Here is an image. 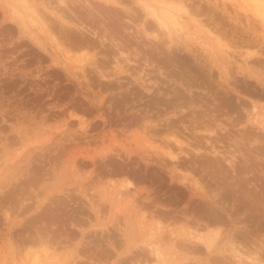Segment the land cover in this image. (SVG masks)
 I'll use <instances>...</instances> for the list:
<instances>
[{
  "label": "rangeland",
  "instance_id": "obj_1",
  "mask_svg": "<svg viewBox=\"0 0 264 264\" xmlns=\"http://www.w3.org/2000/svg\"><path fill=\"white\" fill-rule=\"evenodd\" d=\"M28 1L0 0V264H239L233 241L261 246L245 219L264 207L223 197L264 180V0H144L170 14L149 37L139 0H66L63 18ZM102 23L142 51L172 39L162 72L115 70Z\"/></svg>",
  "mask_w": 264,
  "mask_h": 264
},
{
  "label": "bare ground",
  "instance_id": "obj_2",
  "mask_svg": "<svg viewBox=\"0 0 264 264\" xmlns=\"http://www.w3.org/2000/svg\"><path fill=\"white\" fill-rule=\"evenodd\" d=\"M22 1H24V6H25V8L27 7V9H28V7L31 9V11L33 10L34 11V8L31 6V1L29 2L28 0H21V2ZM48 1V0H47ZM54 1V0H53ZM72 1V0H71ZM74 1V0H73ZM101 1V0H100ZM105 2H107V3H111V4H118V0H104ZM123 1V0H122ZM139 1H141V2H143L142 4H141V8H142V10H143V15L145 16V18H148V19H151L152 21H153V24H151V23H149V24H146V21H144L145 22V24L143 25V23H142V25L141 26H139L138 25V27L140 28V32L141 33H143V35H144V37H149V33L148 32H146V27L148 28V27H150V28H152L151 26L152 25H154V27H153V29L154 30H157V33L161 30V28L162 29H165V30H167L168 31V29H169V26H170V24H169V26H168V24H167V21H166V17L167 18H169L168 17V11H166V9H164V10H161V11H158V10H155V8H153L152 6H150L149 4H147L144 0H139ZM43 2V1H42ZM55 2L56 3H58V5H56L55 6V9H57V11L55 10L54 12H53V15H55V16H57L58 18H63V13H65V12H67L66 10H68L69 9V6H68V1H66V0H55ZM75 2V1H74ZM162 2V1H161ZM160 2V3H161ZM44 3V2H43ZM98 3V2H97ZM101 3V2H100ZM130 3V2H129ZM157 4L159 3V2H156ZM163 4H165L164 2H162ZM171 3V2H170ZM11 4V3H10ZM93 4V3H92ZM99 4V3H98ZM101 4H103V3H101ZM163 4H162V6H163ZM40 5V4H39ZM88 5V4H87ZM166 5V4H165ZM167 5H168V2H167ZM171 5H173V4H171ZM170 5V6H171ZM71 6V5H70ZM78 6V5H77ZM95 6V5H94ZM160 6V5H159ZM261 6V5H260ZM41 7V6H40ZM57 7V8H56ZM84 7V6H83ZM99 7H100V5H99ZM169 7V6H168ZM15 8V7H14ZM42 8H43V10L45 11L47 8L45 7V6H42ZM71 8V7H70ZM73 8V7H72ZM175 8V7H174ZM26 9V10H27ZM40 10H41V8H39ZM52 9H54V8H52ZM77 9V8H76ZM75 9V10H76ZM106 9V8H105ZM134 9H135V7H134ZM185 8H183V10H184ZM37 10V9H36ZM74 10V9H73ZM80 10V9H79ZM138 10V9H137ZM137 10H135V11H137ZM28 11H29V9H28ZM47 11V10H46ZM105 11V10H104ZM185 11V10H184ZM187 11V10H186ZM185 11V12H186ZM73 12V11H72ZM82 12V11H81ZM89 12H90V9H89ZM101 12V11H100ZM107 12V11H106ZM134 12V11H133ZM132 12V13H133ZM138 12V11H137ZM203 12V11H202ZM17 13V12H16ZM33 13V12H32ZM36 12H34V14H35ZM42 13V12H41ZM43 13H45V12H43ZM85 13H86V10H85ZM102 13V12H101ZM112 14H114L113 12H111ZM171 13V12H170ZM75 14V13H74ZM82 15H83V12L81 13ZM91 14V13H90ZM111 14V15H112ZM137 14V16L139 15L140 17H141V13L139 14V12L138 13H136ZM173 14V13H172ZM179 14V13H178ZM77 15V14H76ZM81 15V16H82ZM108 15H110V14H108ZM131 15V14H130ZM170 15V14H169ZM45 16V15H44ZM67 16V15H66ZM70 16V15H69ZM84 16H86V15H84ZM84 16H82L83 18H84ZM95 16H96V14H95ZM98 16V15H97ZM134 16V15H133ZM138 16V17H139ZM194 16V15H193ZM93 17V16H92ZM120 17V16H119ZM138 17H135V18H137L138 19ZM143 17V16H142ZM177 17V16H176ZM179 17H180V15H179ZM48 18H50L49 16H48ZM68 18V17H67ZM86 18V17H85ZM84 18V19H85ZM105 18H106V16H105ZM110 18V17H109ZM116 18V17H115ZM175 18V17H174ZM173 18V19H174ZM187 18V17H186ZM83 19V20H84ZM148 19H146L147 21H148ZM171 19V18H170ZM181 19V18H180ZM73 20V19H72ZM100 20V19H99ZM120 20V19H119ZM132 20V19H131ZM141 19L139 18V21H140ZM150 20V21H151ZM172 20V19H171ZM88 21H90V19L88 20ZM133 21V20H132ZM172 21H174V20H172ZM178 21V20H177ZM80 22H82V21H80ZM87 22V21H86ZM114 22V21H113ZM112 22V23H113ZM149 22V21H148ZM104 23H105V21H104ZM111 23V22H110ZM109 23V24H110ZM111 23V24H112ZM170 23H172V22H170ZM175 23V22H174ZM45 24V23H44ZM79 24V23H78ZM110 24V25H111ZM175 24H177V23H175ZM179 24V23H178ZM87 25V24H86ZM113 25V24H112ZM132 25V24H131ZM174 25V24H173ZM180 25V24H179ZM59 26V25H58ZM75 26V25H74ZM102 26H103V29H104V32H102L103 33V35H101V36H98V38H97V36L96 37H94V38H96V39H98L99 40V43L103 46L104 44L106 45L107 43H109L108 45H110L112 48L111 49H113V48H115V49H117V51L119 52V55H118V53H117V56L114 54V55H112L111 54V52H110V54H111V56H109L110 54L108 53L109 52V50H111V49H107V48H105V49H107L108 51H107V54H109L108 56L110 57V59L112 60H116V64H115V70H128V66H130V64H132V65H134V66H136L137 68H138V66L140 65V67L141 68H143V66H141V62L144 64V66H145V68L147 67H150V68H153L154 70H161V72H162V70L164 69L163 67H165V66H162V63H164L167 59H165V57H162L161 55H158V54H160V52H161V49H162V47H163V45L162 44H164V43H158L159 41H160V39H159V37H158V35H157V33H155L156 35H155V39L157 40V38H158V44L160 45H158L156 42H155V40H154V44L156 43L157 45L155 46V45H153V44H150L151 45V47H148V49L146 48V46H145V48L143 47V51H142V49L140 50V48H137V46H135L134 45V43H133V41L131 40V41H128V40H126V42L125 41H123L122 39H120V40H118L116 37H115V35L116 34H114L113 32H112V30H114L115 28L117 29V25H116V27L114 28V29H112L111 30V28L110 27H108V26H105V25H103V23H102ZM129 26V25H128ZM178 26V25H177ZM183 26V25H182ZM193 26V25H192ZM53 27V26H52ZM56 27V26H55ZM78 27V26H77ZM119 27V26H118ZM127 27V26H126ZM135 27V26H134ZM181 27V26H180ZM79 28H81V27H79ZM85 28V27H84ZM128 28V27H127ZM133 28V27H132ZM185 28V27H184ZM188 28V27H187ZM200 28V27H199ZM78 29V28H77ZM87 29V28H86ZM124 29H126V28H124ZM129 29V28H128ZM66 30V29H65ZM118 30V29H117ZM120 30V29H119ZM148 30H149V28H148ZM129 31V30H128ZM94 32V31H93ZM92 32V33H93ZM120 32V31H119ZM139 32V33H140ZM70 33L71 34H73L71 31H70ZM96 30H95V32L93 33V36L94 35H96ZM121 33V32H120ZM129 33V32H128ZM127 33V34H128ZM98 34V33H97ZM133 34V33H132ZM151 34H152V32H151ZM77 35H78V33H77ZM143 35H141V36H143ZM71 36H75V34H73V35H71ZM70 36V37H71ZM80 36V35H79ZM117 36V35H116ZM132 36H134V35H132ZM131 36V37H132ZM86 35H85V37L83 38V37H81V38H79L78 36H76V38L77 39H75V37H71V38H74V39H70V40H74V42H78V47H80V49L83 47H89L90 45H92L93 44V46H94V41H89L88 39H86ZM117 37H119V36H117ZM126 37V36H125ZM93 38V39H94ZM80 39V40H79ZM134 39V38H133ZM144 39V38H143ZM76 40H78V41H76ZM169 40L170 41H168V43H169V45H168V48L167 49H169L170 47H172V39H170L169 38ZM73 42V43H74ZM96 42V41H95ZM98 42V41H97ZM106 42V43H105ZM141 43H143L142 41H141ZM145 43H147V42H145ZM75 45H76V43H74ZM135 44H137V43H135ZM144 44V43H143ZM99 45V44H98ZM142 45H140V47H141ZM107 47V46H106ZM109 47V46H108ZM139 47V46H138ZM158 47H160V48H158ZM76 48V47H75ZM150 48V49H149ZM165 48V46L163 47V49ZM104 49V50H105ZM166 49V48H165ZM164 49V50H165ZM166 49V50H167ZM145 50H147V51H145ZM177 50V49H176ZM101 51V50H100ZM115 51V50H114ZM174 51V50H173ZM156 52H158V53H156ZM164 52V51H163ZM162 52V53H163ZM177 51H175V53H176ZM174 52L172 53V55H170L171 53H169V59L170 58H174V59H176L177 58V56H178V58H179V55H177V53L175 54ZM173 54H175L176 55V57L173 55ZM179 54V53H178ZM106 59V58H105ZM109 59V60H110ZM119 59H121L123 62V64H127L126 66L128 67L127 69H123V66L121 65L122 63L121 62H119ZM180 59V58H179ZM101 60V59H100ZM108 60V59H107ZM108 60V61H109ZM176 60H178V59H176ZM102 61L105 63V61L102 59ZM110 62V61H109ZM167 62V61H166ZM107 63V62H106ZM109 65V64H108ZM106 66V65H105ZM112 66V65H111ZM134 66H133V69H134ZM168 66H169V64H168ZM104 67V66H103ZM170 67V66H169ZM105 68V67H104ZM124 68H126L125 66H124ZM132 68V67H131ZM130 68V69H131ZM129 69V70H130ZM139 69V68H138ZM135 70V69H134ZM141 70H143V69H141ZM166 70V69H165ZM170 70V69H169ZM171 71H173V69L171 70ZM164 72H166V71H163V74H164ZM169 72V71H168ZM110 73H111V71H110ZM167 73V72H166ZM173 73V72H172ZM143 74V73H142ZM165 75H167V74H165ZM140 76V75H139ZM149 76V75H148ZM172 76V75H171ZM138 77V76H137ZM141 77V76H140ZM150 77V76H149ZM168 77V76H167ZM147 78V77H146ZM143 79H145V78H143ZM142 80V79H141ZM144 81V80H143ZM114 82V81H113ZM117 82V81H116ZM227 85V84H226ZM111 86V85H110ZM144 86V85H143ZM204 87V86H203ZM230 88V87H229ZM230 89H232V88H230ZM194 92V91H193ZM233 92V91H232ZM182 95V94H181ZM186 95V94H185ZM239 95V94H238ZM180 97V96H179ZM185 97V96H184ZM218 97V96H217ZM220 97V96H219ZM195 98V97H194ZM209 98V97H208ZM207 98V99H208ZM188 100V99H187ZM211 100V99H210ZM220 101H221V99H220ZM223 102H225V101H223ZM192 103V102H191ZM188 104V103H187ZM197 104V103H196ZM226 104V103H225ZM229 107H231V106H229ZM181 108V107H180ZM228 108V107H227ZM217 109V108H216ZM198 112V111H197ZM214 112H215V110H214ZM190 113V112H189ZM194 113V112H193ZM199 113V112H198ZM223 113V112H222ZM211 115H212V113H211ZM203 117V116H202ZM220 130V129H219ZM174 147V146H173ZM183 149V148H182ZM214 151V150H213ZM186 152V151H185ZM263 152V151H262ZM254 154V153H253ZM168 155H172V156H174V154L173 153H168ZM176 155V154H175ZM171 156V157H172ZM200 156V155H199ZM207 156V155H206ZM211 156V155H210ZM192 157V156H191ZM199 158V157H198ZM209 158V157H208ZM211 158V157H210ZM176 159V158H175ZM200 161H201V159H200ZM199 162V161H198ZM202 162V161H201ZM204 162H206V161H204ZM216 162H217V160H216ZM215 162V163H216ZM222 162V161H221ZM220 162V163H221ZM224 162V161H223ZM214 163V162H213ZM217 164H219V162L217 163ZM213 165V164H212ZM215 165V164H214ZM237 165V164H236ZM218 166V165H217ZM220 166V165H219ZM218 166V167H219ZM224 167V166H223ZM258 167V166H257ZM187 168H189V167H187ZM198 168V167H197ZM215 168H217V167H215ZM214 168V169H215ZM219 168H221V167H219ZM209 170V169H208ZM217 170V169H216ZM221 170H223V169H221ZM246 170V169H245ZM215 171V170H214ZM219 171V170H218ZM237 171V170H236ZM243 170H241V172H242ZM208 172V171H207ZM216 172V171H215ZM221 172V171H220ZM224 172V171H223ZM238 172V171H237ZM190 173V172H189ZM210 173V172H209ZM208 173V174H209ZM192 174V173H191ZM198 174V173H197ZM247 174V173H246ZM249 174V173H248ZM257 174V173H256ZM196 175V174H195ZM195 175H194V177H195ZM213 175V174H212ZM240 175V174H239ZM244 175V174H243ZM222 176H223V174H222ZM238 176V175H237ZM236 177V176H235ZM242 177V176H241ZM193 178V177H192ZM200 178H202V177H200ZM200 178H199V180H200ZM218 178V177H217ZM240 178V177H239ZM246 178V177H245ZM236 179H237V177H236ZM243 179V178H242ZM241 179V181L244 183L245 181L247 182V180H245V181H243ZM246 179H248V178H246ZM255 179V178H254ZM184 181V180H183ZM196 181V180H195ZM240 181V183L239 184H235L234 185V187H236V189L233 191V189H231L230 191H229V189H228V192L226 191L225 192V196L223 197V198H230L231 200H233L232 201V204L234 203L235 205H236V198L237 197H240V196H242V199H243V201H244V199H247V201H249V202H251V203H254L255 204V208H262L263 209V205H264V188H263V184H264V180H262L263 181V183L260 181L259 182V184H257V186H258V188L256 189V186H254V185H252V183L250 184V185H252V187L254 186V188L252 189L250 186H248L249 184H246V182L244 183V184H246L248 187H250L249 189L247 188V186H245L242 182ZM250 181V180H249ZM249 181L247 182V183H249ZM255 181H257V183H258V180H255ZM254 181V182H255ZM186 182V181H185ZM198 181H196L195 182V188H196V190L199 192V195H201V196H203L204 197V194L203 193H205L206 194V192L205 191H200V189L201 190H204V188H205V186L203 187L202 185H200V184H198L197 183ZM237 182H239V181H237ZM129 184V183H128ZM220 184V183H219ZM230 183H228V185H229ZM232 184V183H231ZM207 185V184H206ZM231 186V185H230ZM226 186L224 185V188H225ZM263 188V189H262ZM193 189V188H192ZM209 189V188H208ZM225 190V189H224ZM25 191V190H24ZM234 193H233V192ZM20 192V191H19ZM212 192V191H211ZM220 192V191H219ZM194 194H196L197 195V193L196 192H194ZM211 194V193H210ZM221 195V194H220ZM208 196V195H207ZM220 197V196H219ZM236 197V198H235ZM228 198L226 199V200H228ZM9 199H10V197H9ZM11 199H12V196H11ZM229 199V200H230ZM238 199H240L241 200V197L240 198H238ZM13 200V199H12ZM218 200H221V199H219L218 198ZM217 200V201H218ZM11 202V201H10ZM41 202V201H40ZM221 202H223V201H221ZM149 203H151V202H149ZM219 202H216V200L214 201V200H212V201H210L209 202V208H210V211L212 212V213H214V212H216L217 210H219V207H221V205H219L218 204ZM226 203H227V201H226ZM241 203V202H240ZM243 203H246V202H243ZM66 204V203H65ZM222 204V203H221ZM224 204V203H223ZM229 204V203H228ZM34 205V204H33ZM37 205V204H36ZM239 205H241V204H239ZM239 205H237V207L239 208ZM243 206H244V204H242ZM148 206H150V205H148ZM203 207V206H202ZM224 207V206H223ZM226 207V206H225ZM254 207V206H253ZM45 208V207H44ZM47 208V207H46ZM55 208L57 209V207L55 206ZM241 208V207H240ZM79 209V208H78ZM82 209V208H81ZM260 209H258V211H259V213H261L260 212ZM238 210H240V209H237L236 211H238ZM55 211V210H54ZM235 211V212H236ZM250 211V210H249ZM253 211V210H252ZM263 211H264V209H263ZM48 212H49V210H48ZM76 212H77V210H76ZM163 212V211H162ZM230 212V211H229ZM38 213V212H37ZM159 213V212H158ZM167 213V212H166ZM263 213V212H262ZM58 214V213H57ZM160 214V213H159ZM177 214V213H176ZM236 214V213H235ZM40 215V214H39ZM47 215V214H46ZM45 215V216H46ZM264 215V214H263ZM44 216V215H43ZM50 216V215H49ZM55 216H57V215H55ZM156 216V215H155ZM215 216V215H214ZM245 216V215H244ZM256 216H257V214H256ZM255 215H252V214H250V215H248V216H246V221L249 223V225L250 224H255L256 225V227L254 226L253 228H256V229H253L252 228V230L251 231H254V232H252V233H260V231L262 230V233H263V230H264V221H263V219L262 218H264V217H262V218H260L261 217V214L259 215V218H258V216L256 217ZM40 217H41V215H40ZM48 217V216H47ZM61 217V216H60ZM72 217V216H71ZM198 217V216H197ZM8 218V217H7ZM63 218V217H62ZM66 218V217H65ZM218 218V217H217ZM244 218V217H243ZM41 219V218H40ZM48 219V218H47ZM49 219H50V217H49ZM48 219V220H49ZM195 219H196V217H195ZM220 219V218H219ZM53 220H54V218H53ZM52 220V221H53ZM57 220H60V219H57ZM63 220H64V218H63ZM34 221V220H33ZM46 221V220H45ZM61 221H62V219H61ZM195 221V220H194ZM244 222V221H243ZM46 223V222H45ZM57 223V222H56ZM239 223H240V221H239ZM59 224H60V222H59ZM31 225V224H30ZM29 225V226H30ZM47 225V224H46ZM62 225V224H61ZM66 225V224H65ZM48 226V225H47ZM46 226V228H48ZM251 226V225H250ZM67 227V226H66ZM75 227V226H74ZM246 227H247V225H246ZM252 227V226H251ZM28 228V227H27ZM62 228V227H61ZM76 228V227H75ZM206 229V228H205ZM227 229V228H226ZM47 230V229H46ZM55 230V229H54ZM240 231V230H239ZM246 231V230H245ZM40 232H42V231H40ZM56 232V231H55ZM223 232V231H222ZM238 232V231H237ZM247 232V231H246ZM246 232H242L241 233V237H242V239H244V240H242V241H245V239L248 241V245H251V244H254V242H252L253 240H252V238H248V236L251 234H245ZM250 232V230L248 231V233ZM43 233V232H42ZM219 233V232H218ZM218 233L216 234V235H218ZM225 233V232H224ZM262 233H260V235H262ZM239 234H240V232H239ZM54 235V234H53ZM237 236V235H236ZM255 236H257V235H255ZM238 237V236H237ZM58 238V237H57ZM195 238V240L196 241H198L199 243H201L202 241H204V243H205V236H203V235H197V236H195L194 237ZM235 238V237H234ZM261 238V237H260ZM214 239V238H213ZM239 239V238H238ZM251 239V240H250ZM52 240V239H51ZM166 240V239H165ZM259 240V239H258ZM247 241H245V243L247 242ZM232 242V241H231ZM238 242V241H237ZM257 243V242H256ZM264 240L262 241V244H261V246H258V245H254V247H250V246H248V247H246L245 248V246L243 247V246H239L238 244H236V243H234V241L228 246V247H226V248H228V249H226L227 251H230V252H232V253H235L234 254V256H235V258L237 259L238 258V260H239V264H246L245 262H249V263H251V264H264V261H263V259H264V257L261 255V254H259L260 252H258V250L261 248V247H263L264 246ZM98 245V244H97ZM185 245H187V244H184V246ZM195 245H197V244H195ZM194 246V245H193ZM209 246V245H208ZM93 247V246H92ZM190 247V246H189ZM197 247V246H196ZM196 247H194V248H196ZM191 248V247H190ZM198 249H199V246L197 247ZM79 249V248H78ZM149 249H150V247H149ZM263 249V248H262ZM186 250V249H185ZM192 250V249H191ZM201 250H203V249H201ZM225 250V249H224ZM223 250V251H224ZM80 251V250H79ZM84 251V250H83ZM86 251V250H85ZM107 251V250H106ZM111 251V250H110ZM194 251V250H193ZM197 251V250H196ZM217 251V250H216ZM99 252V251H98ZM109 252V251H108ZM153 252H154V254L155 255H157L158 257H160L162 254H161V252H160V250H159V247L157 246V248L154 250V247H153ZM200 252V251H199ZM82 253V252H81ZM94 253V252H93ZM105 253V252H104ZM134 253V252H133ZM151 253V252H150ZM110 254V253H109ZM113 254V253H112ZM112 254H110V256L112 255ZM137 254H139V253H137ZM136 254V255H137ZM153 254V253H152ZM264 254V253H263ZM135 254H134V256L135 257H137ZM98 256V255H97ZM133 256V257H134ZM145 256V255H144ZM148 256V255H147ZM91 257V256H90ZM132 257V258H133ZM134 257V258H135ZM154 257V256H153ZM111 258V257H110ZM128 258V257H127ZM131 258V259H132ZM137 258H139V257H137ZM263 258V259H262ZM133 260V259H132ZM138 260V259H137ZM126 261H127V259H126ZM126 261H124V263H126ZM128 261H130V260H128ZM127 261V262H128ZM245 261V262H244ZM89 262V261H88ZM121 263H123L122 262V260L120 261ZM132 262V261H131ZM259 262H261V263H259ZM107 263V262H106ZM120 264V263H119Z\"/></svg>",
  "mask_w": 264,
  "mask_h": 264
},
{
  "label": "flooded vegetation",
  "instance_id": "obj_3",
  "mask_svg": "<svg viewBox=\"0 0 264 264\" xmlns=\"http://www.w3.org/2000/svg\"><path fill=\"white\" fill-rule=\"evenodd\" d=\"M79 9H81V8L79 7L77 10L79 11ZM81 10H82V9H81ZM83 10H84V9H83ZM83 10H82V11H83ZM86 12H87V11H86Z\"/></svg>",
  "mask_w": 264,
  "mask_h": 264
}]
</instances>
